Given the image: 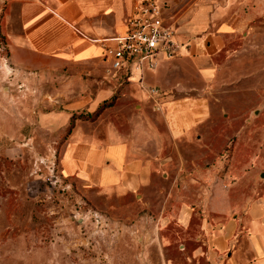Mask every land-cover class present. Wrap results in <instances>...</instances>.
<instances>
[{
    "label": "rangeland",
    "instance_id": "374dc122",
    "mask_svg": "<svg viewBox=\"0 0 264 264\" xmlns=\"http://www.w3.org/2000/svg\"><path fill=\"white\" fill-rule=\"evenodd\" d=\"M9 2L0 0V264H210L208 232L233 221L243 230L239 219L264 199V15L207 58L206 74L186 57L140 79L103 62L70 83L10 68ZM147 87L161 93L159 110ZM97 94L115 105L75 120L63 139L70 113H93ZM182 99L195 110L199 101L204 118L193 125L187 108L176 111L171 136L163 115ZM73 132L129 145L120 187L64 175ZM87 151L94 164L98 150ZM235 248L246 258L245 234Z\"/></svg>",
    "mask_w": 264,
    "mask_h": 264
},
{
    "label": "crops",
    "instance_id": "0c3cea01",
    "mask_svg": "<svg viewBox=\"0 0 264 264\" xmlns=\"http://www.w3.org/2000/svg\"><path fill=\"white\" fill-rule=\"evenodd\" d=\"M157 2L173 21L178 39L189 45L182 57L203 74L208 71L207 58L223 49L226 42L244 36L250 25L264 15V0ZM134 4L135 0H10L2 28L10 68L18 73L65 74V81L70 83L78 80L79 70L97 74L96 66L104 62L100 42L123 31ZM164 67L159 65L152 73L162 75ZM106 98L105 94H97L93 102L99 106ZM188 100L171 101L168 113L163 115L171 136L175 126L168 118L174 121L176 111L187 108L188 121L193 125L204 118L201 103L197 102L196 110L190 109ZM87 150H98L94 164L82 161ZM129 151L119 135L110 138L106 132L103 139L93 140L73 132L64 146L62 170L66 177L87 186L120 187ZM239 221L244 223L243 230L233 221L208 232L206 255L210 264H264V199L250 203L247 218ZM241 233L247 242L246 258L239 256V250L244 249L235 248Z\"/></svg>",
    "mask_w": 264,
    "mask_h": 264
},
{
    "label": "built area",
    "instance_id": "2783aa9c",
    "mask_svg": "<svg viewBox=\"0 0 264 264\" xmlns=\"http://www.w3.org/2000/svg\"><path fill=\"white\" fill-rule=\"evenodd\" d=\"M100 43L103 61L115 74L128 79L156 71L161 63L182 57L189 48L178 39L173 21L164 15L157 0H135L123 31ZM144 90L159 110L161 93L156 88Z\"/></svg>",
    "mask_w": 264,
    "mask_h": 264
},
{
    "label": "trees",
    "instance_id": "16d2710c",
    "mask_svg": "<svg viewBox=\"0 0 264 264\" xmlns=\"http://www.w3.org/2000/svg\"><path fill=\"white\" fill-rule=\"evenodd\" d=\"M115 102H116V96L113 95L110 99L103 101L93 113H81L79 115L72 113L68 122L66 132L62 138L66 139L70 135L75 120L94 121L105 110L113 107L115 105Z\"/></svg>",
    "mask_w": 264,
    "mask_h": 264
},
{
    "label": "water",
    "instance_id": "95a60500",
    "mask_svg": "<svg viewBox=\"0 0 264 264\" xmlns=\"http://www.w3.org/2000/svg\"><path fill=\"white\" fill-rule=\"evenodd\" d=\"M261 177H264V173L261 175Z\"/></svg>",
    "mask_w": 264,
    "mask_h": 264
}]
</instances>
